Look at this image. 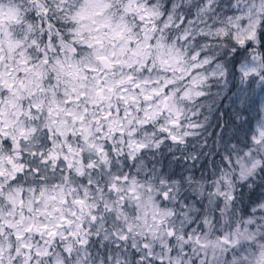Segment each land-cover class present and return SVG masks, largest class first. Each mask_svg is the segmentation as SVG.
Wrapping results in <instances>:
<instances>
[{
	"label": "snow or ice",
	"instance_id": "obj_1",
	"mask_svg": "<svg viewBox=\"0 0 264 264\" xmlns=\"http://www.w3.org/2000/svg\"><path fill=\"white\" fill-rule=\"evenodd\" d=\"M89 18L0 0V264H264V121L235 107L264 54L228 85L213 51L264 49V0H118L86 38Z\"/></svg>",
	"mask_w": 264,
	"mask_h": 264
},
{
	"label": "clouds",
	"instance_id": "obj_2",
	"mask_svg": "<svg viewBox=\"0 0 264 264\" xmlns=\"http://www.w3.org/2000/svg\"><path fill=\"white\" fill-rule=\"evenodd\" d=\"M75 6L77 9L80 7H86L89 10L90 18L83 21V23L88 26L84 31L86 38L90 34L88 29H96L98 25L105 23L109 18H111L113 24L118 20V0H75ZM122 6L123 5L121 4L120 7ZM93 21H95V23H93ZM100 31L107 32V29L104 28ZM91 35L98 36L100 35V32L92 31ZM233 47L234 44L231 36H228L220 40L213 49V51L218 52L221 57L220 62L224 65L225 71L227 72L228 85H231L233 80L239 81L244 79L240 72L241 68L252 65L253 63L259 67L261 62L259 60L253 61L252 57L256 55L257 52L264 54V49L256 47L255 43H253V46L247 51L244 48L236 46L239 53V56L237 57L236 53L232 51ZM220 83L223 84L224 81L221 80ZM241 100H243L245 111V114L240 117L241 122L251 119L252 125L255 127L258 121H264V94L260 93L259 88H254L253 92H248L245 95L238 94L235 107H239ZM250 147L254 149V158L264 159V144H250ZM259 175L260 173L257 171V176ZM239 183L243 185L245 180H240ZM256 183H259V180H257ZM253 187L252 184H249L247 188L243 189L245 192V203H248V194L252 192ZM237 191H240V189L238 188ZM261 194H264V188L257 190V197ZM252 207H258V205L250 204V210ZM256 255H259V252H257ZM251 259L252 264H255V257H252Z\"/></svg>",
	"mask_w": 264,
	"mask_h": 264
}]
</instances>
